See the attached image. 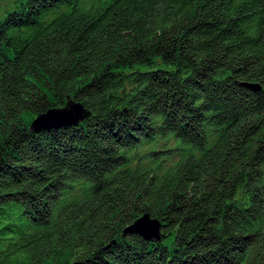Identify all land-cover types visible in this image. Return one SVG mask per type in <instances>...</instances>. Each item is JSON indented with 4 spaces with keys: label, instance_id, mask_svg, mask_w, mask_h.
I'll return each mask as SVG.
<instances>
[{
    "label": "trees",
    "instance_id": "1",
    "mask_svg": "<svg viewBox=\"0 0 264 264\" xmlns=\"http://www.w3.org/2000/svg\"><path fill=\"white\" fill-rule=\"evenodd\" d=\"M0 264H264V0L1 7Z\"/></svg>",
    "mask_w": 264,
    "mask_h": 264
},
{
    "label": "water",
    "instance_id": "2",
    "mask_svg": "<svg viewBox=\"0 0 264 264\" xmlns=\"http://www.w3.org/2000/svg\"><path fill=\"white\" fill-rule=\"evenodd\" d=\"M251 86V85H250ZM252 84V88H256ZM88 111L82 108V105L67 101L60 108L49 109L46 112L37 115L31 122L33 129H46L51 127H60L64 125H74L88 115ZM160 223L155 218H150L148 214H143L129 224L124 232L138 233L146 239L158 238Z\"/></svg>",
    "mask_w": 264,
    "mask_h": 264
},
{
    "label": "rangeland",
    "instance_id": "3",
    "mask_svg": "<svg viewBox=\"0 0 264 264\" xmlns=\"http://www.w3.org/2000/svg\"><path fill=\"white\" fill-rule=\"evenodd\" d=\"M12 0H0V8L3 6H7V4Z\"/></svg>",
    "mask_w": 264,
    "mask_h": 264
}]
</instances>
